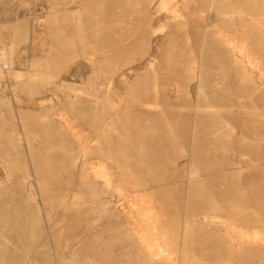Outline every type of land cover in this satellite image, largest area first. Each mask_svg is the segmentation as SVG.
Segmentation results:
<instances>
[{
  "label": "rangeland",
  "instance_id": "1",
  "mask_svg": "<svg viewBox=\"0 0 264 264\" xmlns=\"http://www.w3.org/2000/svg\"><path fill=\"white\" fill-rule=\"evenodd\" d=\"M236 1L246 5L251 0L222 4ZM85 2L90 6L86 19L91 25L86 46L84 50L71 46L63 56L58 33L68 14L61 6L57 11V7L62 4L76 11L83 2L0 0V210H6L0 220V264H45L38 254L61 259L60 263L64 256L73 255L67 262L84 264L88 260L85 250L93 246L101 248L112 264H264V188L252 187V179L264 180V157L260 158L259 149L264 140L249 137L253 135L249 128L252 117H257L253 113L264 119L263 107L254 108L264 102V51H250L258 60L254 69L248 66L255 83L230 61L207 63L206 85L222 95L220 100L215 99L213 110L217 117L229 120L227 135L219 144L205 140L200 137L205 125L199 124V140L192 146V105L188 108L187 103L192 104L190 97L197 101V83L190 81L189 54L185 53L184 70L178 74L175 64L180 62L179 57L169 55L185 46L186 36L177 24L183 18L172 17L175 2L182 14L186 13L185 0H164L163 4L161 0ZM150 16L152 23L147 21ZM217 21L222 23L213 16L208 23ZM20 25L16 34L15 28ZM110 27L116 41L121 38L129 44L127 52L110 62H93V71L88 59L95 61L101 55L106 45L102 41L109 36L105 31ZM222 31L230 30L223 26ZM141 37L149 39L144 43ZM5 62L13 63L16 70L2 67ZM79 73L82 77L77 76ZM170 83L180 89L182 105L174 107L176 117L169 114V129L165 128L168 132L161 139L157 137L164 134L155 124L151 102H164L166 93H172ZM66 86L81 91L70 92ZM161 87L167 88L165 95ZM129 105L139 108L131 112L121 108ZM18 130L24 134L26 148L16 145ZM158 139L163 143L160 147ZM4 146L13 152L9 157L1 154ZM22 150H27L25 157ZM160 150L169 153L163 155ZM42 154L50 161L47 166L54 167L62 177L61 183L50 186L49 194L43 193L38 184L41 181L47 185L45 176L37 178L31 170L38 166L33 160L41 159ZM204 156L210 164L203 162ZM76 160L79 177L78 170L74 171ZM221 164L225 169L214 173L216 179L208 168L218 169ZM8 166L13 167V175L5 182ZM101 169L111 176V185L105 186ZM73 176L79 179L76 183ZM223 179L225 182H220ZM23 181L35 199L28 196ZM13 183L19 187H11ZM218 188L227 189L226 194L216 192ZM187 190L196 191L200 198L204 195L205 201H200L203 209L189 207ZM77 194L82 204L71 203L70 199L77 200ZM64 197L68 203L61 202ZM110 200L132 209L135 219H118ZM129 202L138 204L133 209ZM11 213L24 216L26 231L20 242L8 232L11 223H5ZM204 214L210 218V225L201 228ZM184 215H193L195 220L181 238ZM13 226L20 230V224ZM206 233L219 243L206 245ZM218 244L222 246L219 250ZM12 254L20 259H12Z\"/></svg>",
  "mask_w": 264,
  "mask_h": 264
},
{
  "label": "bare ground",
  "instance_id": "2",
  "mask_svg": "<svg viewBox=\"0 0 264 264\" xmlns=\"http://www.w3.org/2000/svg\"><path fill=\"white\" fill-rule=\"evenodd\" d=\"M109 1L112 4L114 3V0H109ZM163 1L164 0H161V4L164 3ZM223 1H227V0H185V6L182 5V6H184V10L186 12L184 15L181 12L182 9L180 7H178V5H177L178 2L177 3L175 2L174 6L172 7L173 19L183 18L181 21L179 20L177 22V24L183 28L182 33L184 36H186L185 43H184L185 46L182 49L177 50V51L172 50L169 54L170 58L179 57L178 61H180V62L178 64H175L178 66V70L175 71V74H178L184 70L183 63H185V60H184V58L186 57L185 53L189 54V56L187 58L189 61V64H187V65H189V73H190L189 75L191 77L190 81H195L197 83V85H196L197 101H195V97H190L189 101L192 104L187 103L188 108L192 105L191 106L192 109L189 111L190 113L193 114V118L191 119L192 124H191V129H190V133H191L190 142H191L192 146L195 145L194 144L195 141L199 140L197 135H196L197 125H199V124L205 125V129H203L202 132L200 133V137L205 138V140H213L214 142L219 144L220 140H224L223 136L227 135V133L225 132V127H226V125H228L229 120L226 117H223L221 115L219 117H217L216 116L217 111L213 110L216 107V104L214 103L215 99H217L219 97V100H220L222 98L221 97L222 95L216 94L217 89H215L214 87H209L206 85L207 73H206L205 69H206L207 63H209V62L210 63H217V62H220L223 60H226V62L230 61L231 63H234L237 65V67H238V69L242 75L248 77V79L250 81L255 83V80L253 78V73L250 72V70L248 69V66L251 65L252 67L253 66L256 67V63H258V60L253 55L250 54V51H253V52H256V51L257 52H263L264 51V0H251L246 5H243L242 3H240V2L238 3V1H236L235 3L233 2L234 5L232 3V5H228V6L223 5L222 4ZM74 2L79 3V4L81 2H83L82 4H80L81 5L80 9L75 11L74 9H70V7H67L66 5H62V4H59L57 7V11L59 10V8L61 6L64 13L66 15L68 14V16H66V18L64 20V23L61 27V30L58 33L59 43L62 47L63 56H65L66 52L69 50V48L71 46L76 45L79 47V49L84 50V48L86 46L85 43H86L87 30H88V27L89 28L91 27L90 22L88 21V23H87V19H86L89 17V14H86V10H88L90 6L88 4H86L85 0L84 1L83 0H74ZM211 14H214L213 16H217L219 18V20H222V23L220 21H219V23L217 21V22L213 23L212 25L210 23H208L210 18L213 17V16H211ZM146 20H145V22H147V21L149 23L153 22V18L151 16L148 17L147 21ZM21 26L22 25L16 26V28H15L16 34L18 31H20ZM223 26L228 28L230 31L229 32H223L222 31ZM96 33H98V32H96ZM105 33H108L109 36L106 40L102 41L103 42L102 44L103 45L106 44V45L101 49V55H99L97 57V59L95 58V61L91 58L88 59L90 63L92 62L93 71L96 69V66L94 65V63H96V61H98V63H100L102 61H104V62L109 61L110 62L114 58L118 57L121 53H124V52L126 53L127 52V46H129V44L123 42L121 38H119L120 41H116L117 39H115L112 36L113 34H112L111 27L109 28V30H106ZM148 39L149 38H147V37H141V40L144 43L147 42ZM115 43H118L119 45H114ZM115 46H118V47L115 49L114 48ZM180 52H183V53L180 54ZM95 56H97V55H95ZM12 64H11V62H9L7 64L5 62L2 67L12 71V68H13ZM32 67L33 66L30 65V68H32ZM254 67H253V69H254ZM150 68L152 69L153 65H151ZM13 70L15 71L16 69L13 68ZM77 76L82 77V74L79 73V74H77ZM170 84L173 86L171 89L172 93H170L171 95L169 96V94L166 93V96H164L165 97L164 102H161L158 99H155L153 102H151V105L154 106L155 111L149 110L156 115L155 124L159 125L158 128L160 131H162L161 134H164L163 136L157 137V138H161V139L164 138V136L168 132V131L167 132L165 131V128H167L166 126L168 124H170V122H171V116L169 114H171L172 116H175V114L172 112H174L177 108H174V107L175 106L181 107V105H182L181 104L182 100L180 99V96H179L180 89L176 86V83H170ZM108 85H110V84H108ZM260 86H262V84ZM66 88L69 89L70 92H74V91L80 92L81 91V88H78V87L74 88L71 86H66ZM258 88H259V86L255 87L256 90ZM166 89H167L166 87H161V90L163 91V95H165ZM262 100H263V98H262ZM263 104H264V102L261 104H259V103L255 104L254 108H259L261 105V108L263 107V109H264ZM121 108L123 110H125L126 112H131V111L139 108V106L138 105H133V106L129 105V106H123ZM253 114L257 117H254V118L252 117V120H253L252 125H250V123H248L250 125L249 128H251L252 132H253V135L249 136V137L252 140L256 139L257 141L260 142V141L264 140V119L259 117L260 114L258 112H254ZM165 117H167V118H165ZM173 121H175L174 118H173ZM242 121L246 122L245 118H243ZM189 123H190V120H189ZM189 123H188V126H189ZM171 128H170V131H172V129H173V128L172 129ZM167 129H169V128H167ZM15 139L17 142L16 145H18L19 148L23 149L25 147V145H24V143H22L24 141V134H23L22 130H18ZM160 145L162 146L163 143H160L159 139H158L157 147H160ZM206 147H208V146L206 145ZM259 149L262 150L261 151L262 155H260V158L264 157V146L259 147ZM160 151L162 152L163 155H167L169 153V151H164V150H160ZM1 152H2L1 153L2 156L4 154L7 157L12 155V153H13V152H11V148L6 147V146H4V148L1 149ZM21 153H23L24 157H25L27 150H22ZM21 153L17 152L16 155H21ZM78 155H80V152ZM40 158L41 159H39V160H35V161L33 160V162L38 164V166H37V168H33L31 170L34 172V174L37 178H39V177L43 178V176H45L44 179L47 182L46 183L47 185H44V183H42L41 181L38 182V184L40 183V187H41L40 189L43 191V193L45 192V193L49 194L51 192L50 186L54 187L58 183H61L62 177H61V174L55 172L56 169L54 167L47 166V163L50 161L48 159H46L43 154L41 155ZM203 162L206 165H208L211 163V160L209 158H207L206 156H204ZM78 163L79 162H77V160L74 162V165H75L74 171L78 170V173L76 175L79 177L80 176L79 173L81 171H80V168H78ZM230 164H235V163L232 162ZM132 166H133V168H135L136 167L135 163H133ZM224 169H225V167L222 164L219 166L218 169H215V168L210 166L208 168V172H209V174L213 175L216 179H218V177H216L214 175V173H216V171L221 172ZM4 171L6 172L5 173L6 177H4V181L8 182V178L13 175V167L8 166V168H6ZM99 174H101L102 176H104L106 178L105 186L111 185V180H110L111 176L110 175H109L110 177L108 175H106V173L103 172V169H101L99 171ZM77 176H73V182L74 183H76V181L79 180ZM196 177H197V175H196ZM223 177L226 180L227 174L223 175ZM224 179L221 181L219 180V181L224 183L225 182ZM96 180H98V179H96ZM176 183H178L179 186L181 185V182L179 181V179L176 181ZM11 187H13L14 189H17L19 187V185L17 187V185H15L13 183V184H11ZM23 187L26 191H28V193H29L28 196L30 198L35 199V197L29 192L28 184L26 181H23ZM178 187L176 189H177V191H180V189ZM252 187H254V188L262 187V190H263L264 180L252 179ZM218 190L222 194H226V192H227V189L218 188V189H216V192ZM180 194L181 193H178L175 196V198H174L175 201L178 200ZM186 195L187 196H186L185 201L187 202V204L189 205L190 208H195V209H199V210L204 208V203L201 204V202H200L201 200L205 201L206 198H204V195H202L203 197L200 198L197 195L196 191L190 193L188 190H187ZM119 196H122V195L120 194ZM205 196L207 197V195H205ZM76 197H77V200H75V197L70 199L71 203L82 204L81 203V199H82L81 195L79 196V194H77ZM61 202L62 203H68L69 199L67 197H64L61 199ZM109 203L115 205V206H112L113 207L112 210H114L116 212V217L118 219L123 218V220H125L126 222H128V220H134L135 219L133 217L132 209H129V208L126 209L125 207L121 206L122 202H120V204L119 203L117 204V203H114L113 201L110 200ZM137 204H138L137 202H135V203L129 202V205L130 206L132 205L133 209L136 208ZM5 213H6L5 209L0 210V220H2L4 218ZM75 218H78V215ZM208 218L209 217L204 214L202 216V220H201L199 227L203 228V227L210 225V221L208 220ZM193 220H195V217L193 215H191L188 218H186L185 215L183 216V218L181 219V225H183V227H182L183 233L181 232V238H182V235L186 233V231L188 229L187 227L189 226V224ZM5 223L7 226L9 225V223H11V228L8 227L10 229V230H8V232H9L10 236H12V238L15 242H20L22 240L20 236L24 235V230H25V228H24L25 227L24 216H22L21 213L20 214L19 213H11V214H9V217L6 219ZM13 224H17V225L20 224L21 225L20 230L14 229L13 227H15V226H13ZM146 226H149V225H146ZM137 228L138 227L136 226V229ZM232 231L228 232V235L230 236V238L234 237ZM137 233L139 235L142 234V232H140L138 229H137ZM247 235L248 234H246V236ZM203 238H204V243L206 245H209L210 243H212L214 246L215 243L216 244L219 243V241L216 238L210 236L209 233H206L203 236ZM169 240H170V238H169ZM221 247L222 246L218 244L217 250H219ZM162 250H164V249H162ZM85 254H86V257L88 260L84 264H112L109 256L102 254L101 248H99L97 246H93V247H90V249L85 250ZM36 256L42 257L45 264H50V263L51 264H54V263H56V264H73L72 262H67V260L70 258L69 256H64L62 258L61 263H60L61 259L51 260L52 258L43 256V255H39V254ZM10 257L12 259H20V256H18L17 254H12V255H10ZM72 258H73V255L71 256L70 259H72Z\"/></svg>",
  "mask_w": 264,
  "mask_h": 264
}]
</instances>
